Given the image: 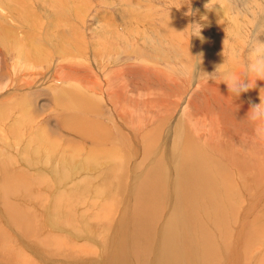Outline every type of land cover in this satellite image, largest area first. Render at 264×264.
<instances>
[{
  "label": "rangeland",
  "instance_id": "rangeland-1",
  "mask_svg": "<svg viewBox=\"0 0 264 264\" xmlns=\"http://www.w3.org/2000/svg\"><path fill=\"white\" fill-rule=\"evenodd\" d=\"M17 1L22 10H27L34 16L35 26L29 23L23 28L26 33H21V36H19L14 32V36L7 39L4 44L1 45L0 43V85H2L0 92L4 90V85L7 89L8 84H13L15 80L18 79L17 83L20 79L23 80L22 75L29 70H31L30 74L35 76L29 79L24 78L23 81H32L31 79L34 78L35 83L30 85L31 87H25L26 90L23 88V92L20 91V95L16 99L6 100L9 105L14 100L18 101L26 96L31 103V113L20 108L18 106L19 101L16 102L12 110L4 109V113L0 112V178L9 177L11 173L10 179L14 178V170L19 175L28 171L33 186L42 188L41 191L35 190L34 193L32 191L19 192L18 196L22 197L21 200L15 195V197L13 196L14 199L12 197V203L26 212L31 211L30 208H33L30 205L31 202L41 204L42 201H45L51 207L52 202L55 200H51V198L42 200V196L47 193L43 188L46 183L42 184V181L46 179L45 181L49 182L52 177L49 175L47 179L48 173L45 171L39 172L38 169L42 171L43 166L50 167L51 162H48L45 157L42 159L43 151L41 153V150L37 149L36 152L33 143L37 142V146L42 145L41 148L44 149L46 145H50L46 141L51 140L59 143L60 151L64 152L65 157H63L64 162H66L60 175L64 176L65 174V176L64 179L61 177L62 188H59L58 192L62 194L61 191L73 187L70 190L77 194L74 196L73 204L69 206L76 209L73 210L74 219L69 220L68 217H65L63 225L68 226L70 229L73 224L84 223L83 226L75 227L76 232L73 230L74 234L77 235L80 232L82 233L84 229L87 230L86 223L88 224V221H93L92 225L95 223L94 228L92 227L87 231L89 233L95 231V234L91 233V236L89 235L91 238L87 241H93L94 239L96 242H102L106 223H110V218L114 217V208L117 210L119 205L115 203L116 195L118 194L117 196L121 197V194L115 190L117 180L119 181L116 177L119 168L126 173L124 167L127 163L129 164V173L123 176L124 181H128V177L132 174L131 170L134 168H137L135 173L137 171L141 173L147 168L141 167L140 162L143 155L141 150H147L146 140L148 135H158L163 129L162 142L165 140V136L171 133L175 140L170 143H161L157 139L158 146L153 151V157L147 158L149 163L154 160L155 167H157L161 163V158L171 149H178L183 139L178 131L175 132L179 136L173 132L176 122H178L176 130L186 128L190 133L186 136L189 137L194 146L201 148L206 140L208 145L220 151L224 150V145L221 144V141L213 138V128L210 133L206 127L197 123V129L200 130L199 135H196L197 133L193 131V120L196 117H199L201 122L209 123L207 118L202 120L203 114L215 113L217 116L213 123H217L219 117L222 119L221 123L223 125L220 130L223 138L227 136V131L233 126L241 131H236L237 129L233 127L232 130L236 132L235 136L239 134L238 132L244 134L246 130L250 131L252 129L250 128L252 127L251 124L245 120L243 112L239 113L238 109L227 105V100L218 97L217 91H209L204 86L220 83L219 75L211 76V74L225 60L227 61L226 67L234 71L236 75L243 77L246 74L252 46L257 42V38L264 41V30L257 27L259 23L264 25V0H56L59 2L56 7L57 26H54L56 20L48 9L53 6L51 0ZM67 9L72 11L68 13ZM20 20L23 21V19ZM190 24H196L194 27L199 28L198 35H191V32L186 30ZM18 30L20 29L15 31L18 32ZM1 31L0 39L3 36ZM233 48L239 53L236 60L231 59ZM70 49L72 51H69ZM25 60L28 61L25 62ZM109 60L114 64L109 63ZM198 60L199 63H197ZM25 63L39 64V69L36 67L35 69H26L27 65L22 67ZM196 63L195 69L194 65ZM57 66L62 67V72L69 73V78L64 77L68 74L62 73L55 83L50 81V78L57 71L55 68ZM97 67L100 71L108 67V74H110L109 77L108 74L105 75V79H110L113 83H107L109 88L104 83L102 76L99 75L101 78H97V74H99L96 71ZM110 67H112L111 70ZM114 69H116V73ZM174 72L177 73V76ZM168 73L174 77L168 76ZM252 78L254 79V77ZM25 82L22 86H25ZM200 82L202 83L200 84ZM119 83L124 88L121 95V89L118 88ZM103 84L107 87V91L104 89ZM69 88L73 92L75 89L76 94L69 92ZM118 91L120 92L118 93ZM250 93H252L251 90L243 93L245 95L244 100L253 102ZM74 96L79 99H76L77 102L74 101ZM80 96L83 98H80ZM164 99L167 100L165 106H157V104L159 105V103L165 101ZM182 110L189 112L190 115H182ZM205 111L207 113H204ZM183 117L186 119L184 120ZM3 119L5 122H2ZM189 120L190 123H188ZM227 123L232 127L230 125L227 127ZM71 128H76L78 131H72ZM119 130L123 135L119 133ZM43 132L47 133L44 134ZM71 132L77 134L72 135ZM136 133L141 136L134 140L132 134L136 135ZM34 135L38 136L37 141L32 138ZM19 136L22 141L21 144L17 145L15 141ZM70 136L74 138L73 141H66ZM201 136L206 139L202 140ZM227 137L224 139L230 145L231 138L227 139ZM238 140L239 145L244 144L240 135ZM215 144L218 145V148ZM26 145L31 147L28 148ZM134 145L138 149L136 154L138 158L135 156L133 159L131 157L134 156L132 151L136 152ZM19 146L21 148L18 149ZM122 148L125 149V153L120 151V153H117V150ZM46 149L44 150L46 151ZM48 149L52 148L48 146ZM112 149L117 150L112 153ZM233 149H236V147L234 146ZM245 149L240 147L236 150L237 152L241 150L238 152L241 154L242 151L247 152ZM92 152L94 155H92ZM37 153H39V156L36 155ZM129 155L131 160H129ZM241 158L243 159L240 160L239 158L240 163L243 160H250L245 156ZM70 162L71 165L74 164V168L67 165ZM104 162L108 170L112 168L116 173L112 182L113 185L116 183L115 188L111 187L109 189L110 182L104 181L103 168L105 166H102ZM80 164H84L83 166L87 168V172L84 170L85 168L80 167ZM89 167L93 170L91 171ZM232 168L231 171L236 170L235 166ZM20 169L22 170L20 171ZM99 171L102 174H99ZM262 176L264 178V173H262ZM73 178H75V182ZM3 183L4 181H0V201H2V209L6 214L9 206L1 198L3 195L1 189H4ZM175 189L178 188L163 183L161 188L162 200L163 194ZM70 190L66 189L64 193L67 192V195L72 192ZM87 190H90L92 194ZM123 190H125V186ZM111 193L115 195L110 197ZM28 199L31 201H28ZM118 208L122 209L123 207L119 206ZM49 209L51 208L46 210ZM77 210L79 211L78 216L80 214L81 217L83 213H86L87 219L83 215V217L78 218ZM130 210L132 211V200H130ZM60 211L63 212L64 208ZM111 212L113 213L111 214ZM99 214L102 216H99ZM109 216L110 218H107ZM8 217H5L3 222L0 221V243L6 242L10 236H12V239L14 238L13 221L10 216ZM103 218L106 219L103 220ZM260 235H264V233H256V236L251 239L246 237L242 239V259L239 260L242 264H254L255 260H257V264H264V236ZM179 239L185 243L187 241L185 237ZM49 240L53 243L51 237H49ZM76 243L81 244L82 242L78 241ZM191 243L194 246L198 245L196 240ZM90 247L93 248L91 254L94 252L92 256H96L100 248L95 252L96 247H98L96 243L95 246ZM245 247L251 248L246 250ZM69 248L65 247L63 251ZM20 255L16 264H26L27 260ZM246 255L249 256V259H246ZM131 260H133L132 263L136 264L133 257Z\"/></svg>",
  "mask_w": 264,
  "mask_h": 264
},
{
  "label": "bare ground",
  "instance_id": "bare-ground-1",
  "mask_svg": "<svg viewBox=\"0 0 264 264\" xmlns=\"http://www.w3.org/2000/svg\"><path fill=\"white\" fill-rule=\"evenodd\" d=\"M54 1L56 0H51L53 6H50V8L48 9L50 10V14L54 16V19L56 20L55 23L56 25L54 26H57L58 18L56 17V7L58 6L59 2L58 1L54 2ZM67 10L68 13L72 11L70 9ZM20 19H23V21H21ZM36 19H37V14H36ZM33 20H34V16L29 11L22 10L17 0H0V30H2L1 32L3 33V36L0 39L1 45L4 44L7 41V39L14 36V32L16 33V35L19 36H21L20 35L21 33H26V31L23 28L26 27L29 23L35 26V22H33ZM261 24L262 23H259L257 27H261L264 30V25ZM17 29L20 30H18L17 32L15 31ZM97 29L99 30V28ZM69 51L72 50L70 49ZM27 61L28 60H25V62ZM108 62L111 63L112 65L114 64L110 62V60ZM26 65L28 67H26ZM24 66L26 67V69L28 68L35 69V67L36 68L39 67V64L25 63L24 65H22V67ZM57 67H55L57 71L56 72L54 71L55 73L54 75H52V78H50V81H54L56 83V81L59 80L58 78H60L62 73L68 74L67 76L64 77L69 78V73L64 71L62 72V67H58V68ZM112 67H110L109 69L111 70ZM115 70L116 69H114V72L116 73ZM96 71L99 73L97 74V78H101L100 76H102V79L106 85L108 82L112 81V80L110 81V79L109 80L105 79L106 78L105 75L108 74V67L101 71L97 67ZM30 73L31 70L27 71L24 75H22L23 80L24 78L29 79L35 76ZM174 74L177 76V73L174 72ZM167 75L172 76L173 73L172 75H170L169 73ZM17 80H15L13 84L12 83L8 84L7 89H5L6 87L4 85V90L0 92V112H3L4 109L12 110V108L15 107V104L18 101H19L18 106L20 108H23L25 111H29L30 113L32 112L30 111L32 110V108L30 107L31 103L29 100H27L26 96H24L18 101L14 100V102L10 103L9 105L7 104L8 102L6 101L7 99L8 100L16 99L17 97H19L20 91L24 90L25 87L34 85L35 83L34 78L31 79L32 81H27V82L20 79L19 83H17ZM113 80L116 79L113 78ZM23 82H25V86L23 85L24 87L22 86ZM201 83L202 82H200V84ZM252 83H253L252 86L254 88L250 89L252 92L250 93V95L252 94L250 97L252 98L253 102L244 100L245 97L244 94H242L238 99H235L234 97L230 96L227 90L228 88L224 83H218V84L216 83L209 86L207 85L204 86V88H207V90L209 91L213 90V92L217 91L218 97L225 98L228 102L226 104L238 109L239 113L243 112L245 114L243 116H245V120H247L246 115L251 105L260 103V99H259L260 89L264 88V80L256 81L254 77V79L252 78ZM107 87L109 88V85H107ZM107 87H105L104 85V89L106 91H107L106 89ZM0 88H2V85H0ZM118 88L121 89V92L118 91V93L120 92L121 95L122 90H124V88L121 86V84ZM68 91L73 92L71 88H69ZM74 92L73 94H76V92L75 93ZM262 95H264V92H262ZM82 96H80V98ZM74 97L73 100L76 101L77 97L76 96ZM166 102L167 100L159 103V105L157 104V106L164 107L165 106L164 104H166ZM78 105H82V104H78ZM187 111L182 110L181 111L182 115L183 114L190 115L189 112ZM204 113L207 112L205 111ZM216 116L217 115L215 113L203 114L202 120L204 118L206 120L207 118V121H209V123L201 122L200 121L201 119H199V117H196L193 120V131L197 133L196 135H199L200 130L197 129L198 126L197 123H199V125L206 127L207 130L210 131V133L213 128L214 129L212 132L214 136L213 138L218 141H221V144L224 145L223 151L222 150L220 151L218 149L216 150L211 145H208L206 143L205 140L206 138L204 136H201V139L205 140V142L202 144V147L199 148L197 146H194L192 141L189 139V137L186 136L190 134L188 130L186 128L176 130V126L178 124V122H176L174 124L173 132L178 131V133L180 134V136H182L183 139L179 144V148L171 149L165 156L161 158V163L157 167H155L154 160H152L149 163L147 158L153 157L154 155L153 151L158 146V140L161 143H170L175 141L171 133L169 135H166L165 140L162 142L161 135L164 132L163 129L158 135L155 134L148 135L146 140L147 150L146 151L143 149L141 150L143 155L141 157L142 159L140 162V166L147 168L141 173H139L138 171L137 173H135V170L137 168L131 170L132 174L128 177V181H124L123 176L129 173L128 172L130 169L129 164L127 163L126 166L124 167V170L127 171L126 173L119 168V173H117L116 175V177L119 179V181L117 180V188H115L116 183L114 185L112 183L113 180L115 179L116 173L112 168L108 170L104 162V165H102L105 166L103 168L104 170L103 173L105 174L104 181L110 182L109 189L111 187L115 188V190L121 194L120 198L119 196H117L118 194L116 195L115 203L119 204L118 207L122 206L123 208L120 209L117 207V210H115L114 208L115 211L114 217L112 216V219L110 218V216L107 217L110 218L109 222L111 223V225L110 223L108 224L106 223L105 226L106 230L104 237L103 238L101 237L102 242H96L94 241V239L93 241H87L88 239L91 238L90 237L91 233L95 234V231H91L90 233L87 231L92 227L94 228L93 225L95 223L92 225L93 221L92 222L88 221V224L86 223L87 230L84 229L82 233L80 232L81 234L79 233L77 235L74 234L76 232L75 227L79 225L83 226L84 223L81 224L79 222L78 224H73V226H71L70 229L68 228V226L65 227L63 225V223H65V221L63 222V219L65 217H68L69 220L74 219L75 214L73 213V210L76 209H74L73 207L70 208L69 206L73 204L74 196L77 194L76 192L70 190L73 187L66 188L72 191L67 195H66L67 192L64 193L66 189L60 192V193L63 192L62 194H59L58 192L60 190L59 188H62L60 182L61 177L63 178L65 176V174L64 176L60 175L61 170L64 168L63 165L66 162V161L64 162V157H65L64 152L60 151L59 149L60 146H58L59 143L51 140L46 141V143L50 144L48 146L51 147L52 149H48V146L46 145L47 149L46 147H44V149H46L45 151L43 147L41 148L42 145H40V147L37 146L38 143L36 141L38 136L35 135H34L35 137L32 136V138L36 140L35 141L36 143H33L34 141L32 142L34 145L33 147L36 149V152L37 149H40L41 153L43 151L42 159L43 157H45L48 159V162L49 161L51 162L50 167L43 166L42 171L38 169L39 172L45 171L46 173H48V175L46 176L47 179L49 175L52 177L51 181L49 180V182H46L45 181L46 179L42 181V184L46 183L44 184L43 188L47 191L46 195L42 196V200L45 198L47 199L51 198V200L52 199L55 200L52 202V204L50 203L51 207L48 206V203L45 201H42L41 204H35L34 202H31L30 205H32L33 208L32 209L30 208L31 211L26 212L25 210L13 204L12 200L14 199L15 196H17V198H19L20 200L22 199L21 196H18L19 192L24 193L26 191H32L34 193L35 190L39 192L42 190V188L38 186L36 187L33 186V182H31L30 180L28 171L19 175L14 170L13 173L15 177L14 176L13 177L15 179L14 178L10 179L12 173L9 177L7 176L4 178L2 177L0 178V181L2 182L4 181V183L2 184L4 189H1L3 191L2 193L3 195L1 198L9 206L5 214L1 205L2 201H0V221L3 222L5 217L10 216V219L13 221L12 230H15L13 234L14 235L13 239L12 236H10L6 242L0 243V264H16L17 258L20 254L27 260L26 264H135L132 263L133 262V260H131L132 257L135 259L136 264H217V263L242 264L239 261L240 258L242 259L241 257L242 255L241 252L243 248L241 246L242 239L244 237H246L247 239H251L256 236V233L259 232L264 233V225H263L264 178L262 176V173H264L263 172L264 144L253 142L252 129L250 131L246 130L244 134L243 132L240 134L241 131L239 130V128L237 129L233 126L235 129H237L236 131L238 130L240 131L238 132L239 134L235 136L236 132L232 130L233 127L228 123H227V127H229L230 125L232 128L230 129L228 128L229 131H227L226 134L228 137L227 136L226 137L227 139L231 138L232 142L230 143V145L227 144L226 143L227 140L224 139L226 137L223 138L221 135L222 133L220 129H222V125H223L221 123L222 119H220V117L218 116L219 121L217 123H213ZM183 118L184 120L186 119L185 117ZM2 122H5V120L3 119ZM188 123H190V120ZM184 125H186V123H184ZM238 126L240 127V125ZM71 129L72 131H78V129L76 128H71ZM223 129L225 130V128ZM71 133L72 135L77 134L74 132ZM119 133L120 134L122 133L121 130H119ZM122 135L121 137H123ZM229 135H231L232 137H230ZM239 135L243 139V142L242 141L241 142L244 144L239 145L240 142L239 140L237 141ZM140 136L141 135L137 133L136 135L132 134L134 140L140 138ZM73 139L74 138L70 136V138L66 139V141L68 140L73 141ZM21 141L22 139L19 136L16 139L15 143L19 145L21 144ZM32 143L30 144L32 145ZM29 146L27 147L29 148ZM215 146L216 148H218L217 144H215ZM234 146L236 147V149L240 147L244 149L247 148L245 149L247 150V152L242 151L241 154H239L238 152H240L241 150L237 152L236 149H233ZM17 148L19 149L21 147L19 146ZM134 148L136 152L132 151V153H134V156H131L133 157V159L138 152V149L137 147H135V145ZM116 150L112 149L111 152L113 153ZM124 150L125 149L123 148L118 149L117 153L120 152L123 153ZM28 153L27 155H29L31 152L29 154ZM36 155L39 156V153H37ZM92 155H94L93 152ZM68 156L70 155L68 154ZM242 156H245L250 160L247 161L243 160L240 163L239 158L240 160H242L243 159L241 158ZM131 157L129 160H131ZM136 158L138 157L136 156ZM98 164L100 163L98 162ZM67 165H70L71 168L75 167L74 164L71 165V162L69 164L67 163ZM81 165L82 164H80L81 168H85V166H83L84 164L82 165L83 167ZM233 166L236 167L235 171H231V168ZM21 170L22 169H20V171ZM84 170L86 171L87 168H85ZM90 170L92 171L93 168L92 169L90 168ZM101 172L99 174H102ZM236 175H238V177H236ZM166 179H167V183H166ZM73 180L74 182L76 181L75 178H73ZM163 183L178 189L163 194V200H162L161 188ZM124 186H125V190H123ZM16 189H18V191H16ZM10 191L12 193L11 194L12 196L10 195ZM87 191L90 192V190ZM91 194H87V195H91ZM114 195L115 194L111 193L110 197ZM28 197H34V196H28ZM130 200H132V211L130 210ZM28 201L31 200L28 199ZM115 203L113 204L115 205ZM61 206L62 208H64L63 212L60 211L62 208L59 209V207ZM45 208L46 209L51 208V209H49L50 210L49 211L46 210ZM78 212L79 211L77 210L76 211L77 216H78ZM112 213L113 212H111V214ZM82 215L85 216L86 218V213H83ZM82 215L81 217H83ZM99 216L102 215L99 214ZM81 217L79 214L78 218ZM105 219L103 218V220ZM73 222L75 223V221ZM73 230H75V232ZM248 234H250V236L247 237ZM260 236H264V235H260ZM49 237L53 239V243L49 240ZM181 237L186 238L187 240L186 243L183 240L179 239ZM194 240L197 241L198 243L197 246H194L191 243ZM78 241H81L82 243L81 244L76 243ZM94 242L96 243V245H98V247H96L97 249L95 252H97L98 248H100L96 256H92L94 252L93 254H91L93 248H91L90 246L92 245L95 246ZM65 247H70V248L63 251ZM250 248L251 247L246 248V250ZM130 252L132 253V257ZM246 259H249V256H247ZM254 264H257V260L254 261Z\"/></svg>",
  "mask_w": 264,
  "mask_h": 264
},
{
  "label": "clouds",
  "instance_id": "clouds-1",
  "mask_svg": "<svg viewBox=\"0 0 264 264\" xmlns=\"http://www.w3.org/2000/svg\"><path fill=\"white\" fill-rule=\"evenodd\" d=\"M206 7H208V5H206ZM194 26H196V24H190L186 30H189L191 35H198L199 28ZM226 39L224 40V51ZM238 57V51L233 48L231 59L236 60ZM197 63H199V60ZM197 63L194 65L195 69ZM226 64L227 61L225 60L223 64L217 66L216 71L211 74V76L218 74L220 83L227 85L230 96L238 99L243 93L254 88L252 86V77H255L256 81L264 80V41L257 38V42L252 46L249 63L247 64V72L243 77L236 75L234 71L226 67ZM262 92H264V88L260 89V103L251 105L246 119L252 126L253 142L264 144V95H262Z\"/></svg>",
  "mask_w": 264,
  "mask_h": 264
}]
</instances>
